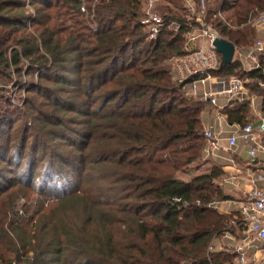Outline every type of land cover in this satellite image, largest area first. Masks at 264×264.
<instances>
[{
    "label": "trees",
    "instance_id": "obj_1",
    "mask_svg": "<svg viewBox=\"0 0 264 264\" xmlns=\"http://www.w3.org/2000/svg\"><path fill=\"white\" fill-rule=\"evenodd\" d=\"M211 1L206 21L228 41L251 45L258 32L248 21L264 10V0H214V9ZM85 2L87 13L80 0H31L32 15L27 0H0V162L18 157L35 138L24 135L11 146L15 136L8 116L32 121L43 116L50 122L41 134H74L70 146L76 150L60 159L61 165L105 164L110 199H102L103 189L84 197L76 188L44 212L49 206L36 191L37 200L31 193L23 196L28 206L21 204L20 213L15 183L0 185L9 199L15 196L0 204V264H206L212 238L225 230L236 234L244 225L232 214L195 204L225 199L216 183L223 173L219 166L211 164L187 181L178 177L205 158L200 131L207 104L185 98L170 73V59L183 53L186 7L182 0L158 3L166 22H180L181 30L174 33L165 25L149 39L140 22L144 0ZM218 8L235 28L214 16ZM12 73L20 82L23 75L38 73L39 81L23 88L21 113L10 107L5 87ZM215 73L251 79L248 91L264 112L263 68L244 70L234 60ZM248 112L246 102L223 114L230 124H244L251 122ZM173 198L190 205L183 208ZM72 201L78 219L69 223L68 209L60 204ZM213 257L217 263L231 261L227 251Z\"/></svg>",
    "mask_w": 264,
    "mask_h": 264
},
{
    "label": "built area",
    "instance_id": "obj_2",
    "mask_svg": "<svg viewBox=\"0 0 264 264\" xmlns=\"http://www.w3.org/2000/svg\"><path fill=\"white\" fill-rule=\"evenodd\" d=\"M81 10H85L84 0ZM162 0H144L143 16L140 20L149 39H155L165 25L174 33L181 30L178 21L166 22L157 11L158 3ZM186 7L187 28L183 32V53L170 59L171 77L181 86L183 96L187 99L198 100L208 107L216 110L215 120L225 122L223 111L233 107L234 103H246L249 106L255 104L257 96L248 91L247 85L251 79L237 75L220 76L215 73L222 63V55L217 51L214 42L224 37L205 19L207 10L206 0H182ZM214 16L223 21L228 27L235 28L218 8ZM251 25L261 30L262 36H257L255 41L248 46H238L233 43L234 53L232 61L237 60L244 70L264 69V10L258 12L251 20ZM259 32V31H258ZM227 40V39H225ZM261 84L260 82H258ZM205 141V157L213 158L221 149L222 144L226 150H234L238 146V140L247 145V155L250 164L258 162V154H264V122L257 126L247 122L235 126V129L227 136H222L211 123L202 121L200 131ZM261 186H252L248 192V200L239 207V218L244 228L241 235L228 230L214 237L206 248V264H224L222 258L219 263L213 257V253L228 250L231 261L227 264H264V258L254 255L255 251H261L264 255V173L259 176ZM183 208L190 205L187 200L173 198ZM222 202L210 200L207 202L195 201L198 206L218 209ZM218 240L215 244L214 240Z\"/></svg>",
    "mask_w": 264,
    "mask_h": 264
},
{
    "label": "rangeland",
    "instance_id": "obj_3",
    "mask_svg": "<svg viewBox=\"0 0 264 264\" xmlns=\"http://www.w3.org/2000/svg\"><path fill=\"white\" fill-rule=\"evenodd\" d=\"M228 1L232 2V0ZM27 2H29L26 5L28 13L34 15L35 10L30 4L31 0H27ZM84 3L86 4L85 0ZM162 5H164L163 2ZM209 5L212 9L217 8L216 4H214V0H212ZM85 13L87 12L85 11ZM86 17L87 14L84 15V18ZM91 24L92 25H90V28H95L92 20ZM256 31H259V36L263 35L261 30H257L256 28ZM10 80L11 81L9 82V84L5 85V87L7 88V95H9L10 107H17L20 110L19 113L24 112L23 100L25 93L23 91V88L29 87V83H31L32 80L33 84L37 83L39 81L38 73L34 74L33 76L23 75L21 82L18 80L17 75L15 73H12ZM213 113L215 115V109H213ZM203 116L204 113H202V121L204 120ZM8 117V119H10V121L12 122V133H14L12 137L15 136V139H13L12 141L14 144L12 143L11 146L15 145V143H18L19 139L21 141L24 135L32 134L36 139H38L35 140L34 138L32 140H29L28 143L25 145V149H23V152H20L18 157H11L10 160L7 162H0V185L5 186L7 183H15L16 186L14 191L18 190V195L16 196L17 198L14 202V205L16 209H19L20 213L22 210H24L21 204H24V206H28V202L23 196L28 193H31L30 195H33L34 198H36L37 200V195H35L36 191L40 192L41 199H45V202H47L49 206L46 207L44 212L50 209L52 210L55 207V204L57 202H60V200L58 199L61 197V195H65L68 192L75 190L76 188H80L84 197L86 196V194H88L90 190L95 191L96 189H98L99 191V189H103L102 199H110L108 198V194H110L111 192L109 191V182L111 181V178L108 176L107 172L103 170L102 166L105 164L99 166L96 164L90 165L89 163H87L85 164L86 169L77 165L76 167L61 165L63 163L60 161V159H64V157H67L66 155L69 151L75 152L76 150L74 148L71 149L72 147L70 146L71 140H74V136H72L74 134H69L67 130L60 131L58 136H54L52 135V133L48 135L41 134L40 130L43 127H46L47 124H49L50 122L47 118L43 116L38 117L33 121L30 116L24 117L17 113L9 115ZM212 122L215 123L214 120H212ZM28 127L30 129H28ZM66 127H73V129H78V126L72 123H67ZM6 128L8 130L9 125L8 127H3V131H5ZM51 130H53V128H51ZM38 135L42 136L37 138ZM1 142L2 140L0 139V143ZM23 143L24 141H22V145ZM227 152H230V150H228ZM10 155L11 154H9V157ZM213 162V158L205 157L203 161L199 160L191 166H188L183 173H180L178 175V177L184 181H187L192 176L205 172V170L208 169ZM80 181L81 187L79 186ZM28 183L30 184L29 186H31L29 188L30 190H28L27 188ZM14 198L15 196L9 199V193H6V191L0 192V200H3L0 203L1 206L7 205L8 202L12 199L14 200ZM88 199L93 200L90 197ZM36 204L37 203L34 204L33 202L29 205V208L35 206ZM76 204L77 201H72V203L69 202L68 204H60L61 207L66 205V208L68 209L66 212H69V223L75 221V219H78L77 211L75 210ZM35 210L37 209H34L32 211L34 212ZM237 218L239 219V217ZM237 218H235L234 221H236ZM234 221L230 222V225L235 224ZM34 224L35 222L33 223V225Z\"/></svg>",
    "mask_w": 264,
    "mask_h": 264
},
{
    "label": "crops",
    "instance_id": "obj_4",
    "mask_svg": "<svg viewBox=\"0 0 264 264\" xmlns=\"http://www.w3.org/2000/svg\"><path fill=\"white\" fill-rule=\"evenodd\" d=\"M203 117V121H205V123H211L216 130L222 131L223 137L232 132L236 125H239L237 123H228L226 121V117L225 122L216 121L213 108L208 106L205 109ZM212 120H214L215 123H213ZM248 120L251 121L254 126L264 122V112L262 111L261 100H259V98L255 100V104L252 107L249 106ZM225 148L226 147L222 144L221 149L217 152V155L213 157L214 162L212 163L219 166L223 171L222 176L216 180V183L220 186L225 199H220L222 203L217 210L221 213L232 214L235 219L239 217L240 205L248 200V192L251 187L254 185L261 186L259 176L264 173V154L259 153L258 162L252 165L249 163L247 145L243 141L238 140L237 148L230 150V152H227L228 150ZM243 228L244 227H242L241 231ZM241 231L236 230V234H233H235L236 237H239L241 235ZM214 241L217 245L218 240L216 239ZM225 251L228 252V250H224V252ZM219 252L222 253V251ZM254 255L264 258L261 251H255ZM229 262L230 260L224 264Z\"/></svg>",
    "mask_w": 264,
    "mask_h": 264
},
{
    "label": "water",
    "instance_id": "obj_5",
    "mask_svg": "<svg viewBox=\"0 0 264 264\" xmlns=\"http://www.w3.org/2000/svg\"><path fill=\"white\" fill-rule=\"evenodd\" d=\"M214 45L217 51L222 55V63H231L234 53L233 43L231 41L219 38L215 40Z\"/></svg>",
    "mask_w": 264,
    "mask_h": 264
}]
</instances>
